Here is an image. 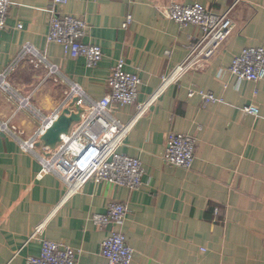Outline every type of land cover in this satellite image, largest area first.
<instances>
[{"label":"crops","instance_id":"1","mask_svg":"<svg viewBox=\"0 0 264 264\" xmlns=\"http://www.w3.org/2000/svg\"><path fill=\"white\" fill-rule=\"evenodd\" d=\"M65 1L11 0L0 29V73L27 43L46 60L39 68L25 61L7 78L44 117L61 108L70 85L102 100L109 93L111 69L121 60L126 73L140 77L137 104L146 103L201 36L196 27L182 29L163 13L173 4H200L221 14L236 2ZM62 15L87 22L83 42L104 54L98 67L89 69L83 58L72 59L47 41L51 18ZM129 15L133 23L125 28ZM231 19L234 31L215 55L170 85L138 117L119 149L142 162L140 190L90 181L64 202L61 178H37L39 161L21 148V139L32 138L40 121L17 113L16 101L0 89V124H8L7 131L0 125V264H26L28 257L40 255L42 240L78 250L79 264H103L102 243L114 229L133 248V264H264V81H240L228 71L244 49L264 47V0H240ZM50 66L57 67L55 75ZM193 91L211 93L218 101L204 105ZM137 104L115 107L112 116L129 123L138 116ZM250 105L258 107V117L243 113ZM171 134L197 139L191 170L165 163ZM111 203L125 204L129 212L123 225L100 230L93 216L106 214Z\"/></svg>","mask_w":264,"mask_h":264},{"label":"built area","instance_id":"2","mask_svg":"<svg viewBox=\"0 0 264 264\" xmlns=\"http://www.w3.org/2000/svg\"><path fill=\"white\" fill-rule=\"evenodd\" d=\"M130 3L132 0H122ZM240 0L221 14L214 13L200 4H173L165 13L167 19L176 23L180 28L196 27L201 36L190 48L187 60L174 69L168 77H163L158 91L144 104H137L141 80L138 75L125 72V62L119 61L111 69L109 93L100 101L90 99L78 85H70L66 100L61 108L50 117H44L33 107L29 98H23L7 83L18 66L27 61L39 68L46 64L41 53L30 43L25 44L15 61L4 72L0 73V89L8 95L10 101H16L17 113L27 112L40 121L36 134L29 140L21 139L22 151L33 154L41 165L37 178L54 174L61 178L66 186L64 202L79 193L90 181L105 182L110 185L140 190L143 187L145 170L140 160L119 153L126 137L136 124L138 117L143 116L149 107L177 82L178 79L195 64L211 59L219 46L233 33L235 25L231 13ZM56 5H64L65 0H52ZM11 0H0V29L6 26ZM133 23L132 15L127 16L124 27ZM21 30L23 27L19 25ZM47 41L63 48L65 55L72 59L83 58L89 69L99 66L104 58L100 47L86 44L84 37L89 29L83 19L71 16H53L50 21ZM167 56L171 55L166 51ZM228 71L240 81L260 83L264 81V47L244 49L234 58ZM49 72L55 75L56 66H50ZM202 97L204 105L217 102L211 93L193 91ZM83 110L82 120L75 124L70 133L62 136L55 150L41 146L37 147L41 136L57 120L65 108H70L73 99ZM137 104L138 116L129 123H122L112 116L115 107H127ZM243 113L254 117L259 116V109L250 105ZM1 129L8 130V124L2 123ZM12 131L17 132L15 127ZM197 139L190 135L171 134L167 142L166 164L191 170L195 162ZM216 214L218 210H216ZM129 212V207L121 203H111L106 214H96L93 222L100 230L109 226L123 225ZM37 233L41 230L38 228ZM42 250L38 257H28L26 264H79L80 252L67 245L42 240ZM134 250L129 246L124 234L115 229L104 239L101 248L103 264H133Z\"/></svg>","mask_w":264,"mask_h":264},{"label":"water","instance_id":"3","mask_svg":"<svg viewBox=\"0 0 264 264\" xmlns=\"http://www.w3.org/2000/svg\"><path fill=\"white\" fill-rule=\"evenodd\" d=\"M77 99H73L70 109H64L56 121L46 130L41 136L37 147L41 146L55 150L62 140V136L70 133V130L75 124H79L82 120L83 110L76 104Z\"/></svg>","mask_w":264,"mask_h":264},{"label":"rangeland","instance_id":"4","mask_svg":"<svg viewBox=\"0 0 264 264\" xmlns=\"http://www.w3.org/2000/svg\"><path fill=\"white\" fill-rule=\"evenodd\" d=\"M45 177V176H44Z\"/></svg>","mask_w":264,"mask_h":264}]
</instances>
